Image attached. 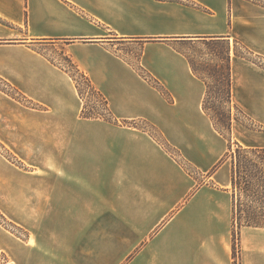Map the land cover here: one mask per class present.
Here are the masks:
<instances>
[{
	"label": "crops",
	"instance_id": "1",
	"mask_svg": "<svg viewBox=\"0 0 264 264\" xmlns=\"http://www.w3.org/2000/svg\"><path fill=\"white\" fill-rule=\"evenodd\" d=\"M201 40L253 52L232 49V98L263 127L240 130L244 140L264 147V0H0V78L40 108L0 102V131L44 148L34 186L25 178L14 201L42 228L25 242L0 230L9 263L234 264L232 165L198 185L149 129L123 124L154 127L200 173L214 169L227 140L203 109L205 82L175 46ZM58 43L120 123L81 116L74 80L46 54ZM133 45L136 63L123 50ZM241 247V264H264V228H242Z\"/></svg>",
	"mask_w": 264,
	"mask_h": 264
},
{
	"label": "rangeland",
	"instance_id": "2",
	"mask_svg": "<svg viewBox=\"0 0 264 264\" xmlns=\"http://www.w3.org/2000/svg\"><path fill=\"white\" fill-rule=\"evenodd\" d=\"M200 42L198 41L195 43L186 41L176 43V46L193 60L196 67H198L201 73L207 78L212 87V90H223L226 86L225 77L222 76L220 82H217L215 81L214 77H212V72L216 71L219 75L222 74V72L225 73L227 62L223 58L226 55V46L221 44L217 49V52L212 54L206 47V45ZM230 44L232 52V49L235 47V43L230 41ZM47 48L48 50L46 51V54L53 62L61 65L62 67L71 68V65L68 61V56L64 53L63 43H58L53 47ZM123 48L126 53H130L128 59L131 62L136 63V58L140 54V46L133 45L131 47L125 46ZM240 50L242 51V49ZM77 77L82 85L85 102L88 105L89 110H100V101H98L97 97L92 95L91 92L87 91V88L84 86L82 80L79 78V76ZM219 97H221V95ZM5 100L14 103H20L21 105L26 107L40 109L35 102L25 97L21 92L14 89V87H12L8 82L0 78V102H3ZM217 100L211 98L210 104L215 108H218V110H227V105L221 102V100ZM235 106L236 105L234 104L232 113L239 119V121H235L233 124V128L235 126V135L234 130L232 129L231 141L222 136L225 140H227V152L229 151L230 146H232V149L235 150L238 143L243 146L249 147V144L246 140H244L243 135L240 133V130H242L243 128L246 127L248 129L258 131L263 130V127L261 125L248 121L246 118H244L243 114L241 113L242 110L237 106L236 108ZM1 122L2 121H0V123ZM141 126L149 129L152 132H155V130L151 127H147L146 125ZM0 127L2 128V124H0ZM19 136L20 135L18 133H14L10 137L4 138L2 131H0V230L25 242L28 239L30 232L33 231L32 234H36L33 230L34 228H38V230H41V225L39 223H36L34 226H32L31 224H29V222L21 219V216L18 214L20 209L19 204H15L14 201L19 197V187L21 185V181L24 184L26 180L25 178H27L26 186H34V181H30L28 178L29 176H33L34 174L32 173L34 170V165L41 163L40 159L42 157V150L44 148L42 149V145L39 147V142L38 144L32 141L24 142L19 139ZM175 150L176 149L173 150L172 154L181 161L188 173L197 179L198 185L207 184L208 177L212 176L217 171V169L221 167L218 166V164L224 158L223 157L210 172L200 173V171L193 167L189 162L184 161L181 155ZM226 162H228V164H231V159H228V161ZM232 189L233 188L231 187V190ZM256 206H258L257 203ZM31 213L34 214L35 212ZM33 243H35V236H33ZM232 246L234 264H241V230L234 234L233 222ZM9 261H11L9 255L4 251H0V264H15L9 263Z\"/></svg>",
	"mask_w": 264,
	"mask_h": 264
},
{
	"label": "trees",
	"instance_id": "3",
	"mask_svg": "<svg viewBox=\"0 0 264 264\" xmlns=\"http://www.w3.org/2000/svg\"><path fill=\"white\" fill-rule=\"evenodd\" d=\"M146 41H155L154 39H147ZM200 42V41H199ZM196 43V42H195ZM202 44L210 50L212 54L217 52V49L221 44L225 45L226 55L223 58L226 60L225 73L217 74L216 71L212 72V77L215 81L220 82L222 76L226 79V86L223 90H212L207 78L201 73L200 69L196 67L193 60L187 56L180 48L176 46L179 51H182L188 58L193 72L201 78L206 84V96L203 101V109L207 115L211 118L215 130L231 141L233 124L235 121H239L237 117L232 113L234 106L232 98V78H231V44L230 40H201ZM234 53L241 57H252L253 52L243 46L237 40L234 41ZM242 49V51L240 50ZM68 61L71 68H65L74 80L79 96L83 101V108L81 116L83 118H101L111 123H120L115 117L106 98L94 87L88 76L83 73L79 67L68 57ZM144 77L150 79L159 87L162 91L164 88L158 81L154 80L150 74H148L143 68H139ZM82 80L84 86L88 92L97 97L101 103V109L98 111L89 110L88 105L85 102L84 92L82 85L78 77ZM165 92V91H164ZM221 95V97H219ZM223 95V96H222ZM25 96V95H24ZM26 97V96H25ZM221 100L227 106V110H218L210 104V99ZM217 100V101H218ZM236 107V106H235ZM237 108V107H236ZM243 117L248 121L249 118L241 111ZM123 124L131 127L145 129L137 121H123ZM155 132L149 131L159 142H161L165 148L173 153L174 148L168 144L162 137V135L154 128ZM176 151V150H175ZM228 159H231L232 165V188L234 190L233 196V227L234 234L241 230L243 227H256L264 228V147H246L241 144H237L235 150L232 146L229 147V151L224 158L219 162L218 166L224 164ZM256 203L258 206H256Z\"/></svg>",
	"mask_w": 264,
	"mask_h": 264
}]
</instances>
